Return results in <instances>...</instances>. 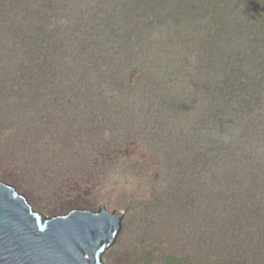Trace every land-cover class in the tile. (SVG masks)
I'll return each mask as SVG.
<instances>
[{
  "label": "trees",
  "instance_id": "16d2710c",
  "mask_svg": "<svg viewBox=\"0 0 264 264\" xmlns=\"http://www.w3.org/2000/svg\"><path fill=\"white\" fill-rule=\"evenodd\" d=\"M0 102L69 152L124 136L152 144L167 175L182 160L168 220H254L244 190L263 186L243 181L264 177V0H0ZM243 103L259 118L243 122Z\"/></svg>",
  "mask_w": 264,
  "mask_h": 264
},
{
  "label": "rangeland",
  "instance_id": "374dc122",
  "mask_svg": "<svg viewBox=\"0 0 264 264\" xmlns=\"http://www.w3.org/2000/svg\"><path fill=\"white\" fill-rule=\"evenodd\" d=\"M216 71L222 76L218 66ZM243 104L235 107L243 122L259 118L262 112L257 105ZM106 138L107 145L84 141L69 152L56 138L0 102V180L48 217L73 209L97 212L100 205L111 213L123 212L119 235L104 253V264H264V220L259 217L264 216V177L255 183L260 177L254 175L255 155L249 158L254 171L243 183L263 186L244 190L248 194L244 205H251L256 219L168 220L166 204L172 205L184 194L178 193L181 178L176 173L182 160L168 158L167 175L152 144L126 142L122 136L113 147ZM237 165L236 174L245 172L236 160ZM237 185L241 182L226 189L231 192ZM239 198L233 195L232 200Z\"/></svg>",
  "mask_w": 264,
  "mask_h": 264
},
{
  "label": "water",
  "instance_id": "95a60500",
  "mask_svg": "<svg viewBox=\"0 0 264 264\" xmlns=\"http://www.w3.org/2000/svg\"><path fill=\"white\" fill-rule=\"evenodd\" d=\"M123 216L100 205L48 217L0 180V264H104Z\"/></svg>",
  "mask_w": 264,
  "mask_h": 264
}]
</instances>
